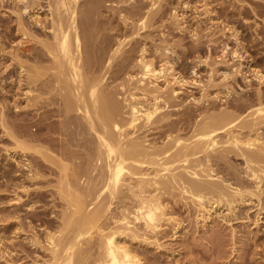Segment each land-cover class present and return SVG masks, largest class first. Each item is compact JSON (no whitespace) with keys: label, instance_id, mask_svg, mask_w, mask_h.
Instances as JSON below:
<instances>
[{"label":"bare ground","instance_id":"6f19581e","mask_svg":"<svg viewBox=\"0 0 264 264\" xmlns=\"http://www.w3.org/2000/svg\"><path fill=\"white\" fill-rule=\"evenodd\" d=\"M15 1L21 3H16L21 14L37 16L32 17L37 27L23 24L17 17L15 20L30 26L27 30L19 24L21 31L30 30L24 31L27 40L36 42L25 49L30 63L21 60L23 83L18 80V84L26 87L24 91L19 89L27 99V107L38 111L29 110L34 119L28 123L29 107H25V118L29 119L21 128H14L19 124L17 120L14 126H6L8 113L5 116L1 111L5 119L1 113L0 126L10 136L13 145L9 147L14 152L9 156L13 160L10 169L5 168L10 177H3L9 180L2 187L6 191L10 188V193L5 191L6 198L25 204L29 214L28 220L22 222L19 207L3 212L0 223L13 228L8 239L0 238V258L8 264H175L181 250L176 253L173 247L177 245L172 247L167 238H177L185 229L181 215L175 216L182 208L193 215V224L204 228V232L212 228L209 224L216 219L220 222H214L215 226L220 227L222 222L221 226L225 224L229 229L234 226L232 220L244 219L248 227L252 224L256 231L264 232V58H252L242 43L239 49L229 50L227 41L221 42L222 46L218 41L223 56L210 60V53L219 48L215 36L208 35L207 41L203 39L207 55L199 56L201 71L195 69L198 63L193 64L188 78L184 71L185 76H176L171 67L170 74L164 71L168 76L162 89L154 82L164 76L163 71L153 69L151 59L168 65L176 41L162 43L161 37L163 45L153 42L155 45L148 50L147 41L139 39L126 49L131 40L121 29L132 28L129 35H139V30L149 28L163 14L167 0ZM212 1L215 0H203L204 13L211 16L215 10L220 23L217 35L231 31L236 38L232 39L239 41L233 27L239 16L240 23L248 29L259 30L248 18L264 16V0H216V8L210 9ZM40 12L45 16L40 17ZM114 17L119 20L117 24ZM207 20L211 22L213 18ZM196 37L199 36L193 38ZM218 37L220 40L223 36ZM194 41L195 47L203 46L199 38L197 44ZM185 86L197 87L198 96L193 92L180 96L179 90ZM118 93L124 102L116 99ZM10 109L7 110L12 114ZM18 109L22 111L19 106ZM48 196L51 201L45 200ZM58 206L61 208L56 212ZM164 224L167 227L163 228ZM213 233L203 236L206 243H200V247L196 237H191L196 243L189 238L191 242L186 241V247L183 242L181 245L195 261L203 259L215 244L222 246L225 253L228 236L225 240L226 235L220 234L225 240L222 243L220 235L218 241L213 237L218 233ZM234 236L233 232L229 239ZM163 239L173 252H167ZM244 240L241 247L249 254L252 245L255 255L260 247L257 245L264 244L261 238L262 242L254 241L258 244ZM214 257L216 260L218 255Z\"/></svg>","mask_w":264,"mask_h":264},{"label":"rangeland","instance_id":"374dc122","mask_svg":"<svg viewBox=\"0 0 264 264\" xmlns=\"http://www.w3.org/2000/svg\"><path fill=\"white\" fill-rule=\"evenodd\" d=\"M10 1V2H9ZM12 1V2H11ZM14 1V2H13ZM142 1H144V2H146V1H149V0H142ZM165 1V0H164ZM163 1V2H164ZM179 1V2H178ZM183 1V2H182ZM3 2V3H2ZM167 2V3H166ZM213 2V1H212ZM214 2H216V0L214 1ZM213 2V4L211 3V5L212 6H209L210 7V9L212 8V9H215L216 7V4ZM18 5H21V3H18V2H16L15 0H0V87H2V88H0V116H1V113H2V117H3V115L5 114V116H6V114H7V119H8V117H9V119L8 120H6L7 122H5L7 125L6 126H8V127H10L11 125L10 124H12V126H14L13 125V121H14V124L17 122V123H19V124H15V126L16 127H14V128H17L18 127V125H19V128H21L22 126H25V124L27 125L28 123H30V121L32 122V120L34 119V118H32V117H30V116H32L30 113L31 112H33L34 110L32 109L31 110V108L29 109L28 107H27V104H25V103H27L26 101H27V99L25 100V95H24V97H23V92H21V91H24V89H26V87L24 86V84H21L20 86L22 87L23 86V88H21V87H19V84L18 83H23V75H22V73H24V72H20L21 71V67H20V65H21V60H23L25 63L27 62V63H30L29 62V59L26 57V54H27V52H28V50H26L25 51V49H26V47L27 46H29L30 44H36V42L35 41H28L27 39V34H25L24 33V31L28 28L29 29V27L30 26H28V27H26V26H24L23 24L25 23H29V25H31L32 23H33V18L35 19V17H37L36 15H32V16H30L31 15V13H30V15H24V14H21V12H20V6H18ZM147 3V2H146ZM148 3H150V2H148ZM165 3V5L163 6V10H164V8H165V10L162 12L163 14H161L159 17H156L155 18V20L153 21V25H151L149 28H147V29H144V30H139V35H135V34H131V35H129L130 33H131V31L133 30L132 28H131V30H129V31H126L125 29H121V31L123 32L124 31V34H125V32H127L125 35H126V38L127 39H130L131 41L130 42H128L127 44H126V49H128V48H130V46H131V44H133L135 41H139V39L141 40V41H147L146 42V46H147V48H148V50L149 49H151L150 47H151V44H153V42L154 43H157V45H158V43L160 44V45H163V44H161V42L163 43V42H166V44H168L169 42H173V43H175V41H176V46H174V48L172 49V50H175V51H173L174 52V54H173V52H172V54L171 55H169V58H170V61L171 62H169V63H167L168 65H169V67L170 68H168V65H166V63L165 64H162V62L163 61H159V59H157V58H153V59H151V63L153 64V66H152V64H151V66H152V68L153 69H156V70H158L159 69V72H160V70H162L163 72V74H161V75H164L163 77H161V78H158L157 80L158 81H155L154 82V84L157 86V87H160V88H164V87H166V85H167V82H165V77H167L168 76V73L165 75L164 74V71L166 72V71H168L169 72V74H170V69H171V67H173V71H172V73H174V74H176V76H178V75H182V74H186V76H185V74H184V76L185 77H188L189 78V76H190V74H189V68H190V66L191 67H193V66H195L198 62H199V56L201 55H207V46H205L206 44H207V42H205L203 39H205L206 37L208 38V35H211V38H213L214 36V38L217 40L216 41V47L217 48H221V46H222V44L223 43H225L226 41V43L228 44V47H230V49L229 50H233V49H239V48H237V47H241L240 45L241 44H239V43H242L243 45H245V48L247 49V54L248 55H251L252 56V58L254 57L255 59H256V57L258 56H261L262 58H264V25L262 26V22L264 23V16L263 17H260V16H255L254 17V15H251L252 17H250V18H248V19H250L249 21H252V23H255L256 25H258L259 26V30H256V31H260V30H262L261 31V33L260 32H257L256 34H255V32L253 31V29L252 30H250L251 28H249L248 29V27H246V26H244V24L243 23H240L241 22V16H239V17H237V19H239L238 21L239 22H233V27L235 28V32L237 33V35H239L238 36V40L239 41H236V40H233V39H236L235 37H233L231 34H230V32H228L227 30H226V34H223V35H221V32H218L219 34L217 35V31H218V29L220 28L219 26V24H218V22L219 21H217L216 20V13H215V10L214 11H212L211 12V14H213V15H211V16H214L215 17V20H214V17H211L210 16V14H208L209 15V17L210 18H213V20H211V22L213 21L214 22V24L212 23L211 24V22H209L208 20H207V18H209L208 17V15L206 14V13H204L205 11H204V9H205V7H204V3H203V0H167V1H165L164 2ZM185 3V4H184ZM200 3V4H199ZM176 4H177V6H176ZM182 4V5H181ZM187 4V5H186ZM192 4V5H191ZM10 5V6H9ZM15 5H17L18 6V8H17V6H15ZM214 5V6H213ZM12 6V7H11ZM179 7V8H178ZM190 7V8H189ZM214 7V8H213ZM15 9V11L13 10V9ZM172 8V9H171ZM181 8V9H180ZM195 9V10H194ZM18 10V11H17ZM202 10V11H201ZM14 11V12H13ZM175 12V14H174V16L175 17H177V19H178V21H177V19L173 16V13ZM178 11V12H177ZM10 12H12L11 14H10ZM18 13V15H16V13ZM171 12V13H170ZM203 12V13H202ZM41 14H40V17H44L45 15V13L43 12H40ZM104 14H108L107 12H104ZM184 14V15H183ZM191 16H190V15ZM11 15V16H10ZM21 15V16H20ZM162 15H165V16H163L162 17ZM193 15V16H192ZM200 15V16H199ZM206 15V16H205ZM20 16V17H19ZM27 16V17H26ZM28 16H29V18H28ZM171 16V17H170ZM18 19H17V18ZM22 17V18H21ZM33 17V18H32ZM160 17H162V19L160 18ZM169 17H170V19H169ZM194 17V18H193ZM260 17V18H259ZM173 18H174V20H173ZM204 20H203V19ZM261 18H263V20L261 19ZM12 19V20H11ZM15 19H17V20H19L20 22L22 21V25L20 24V22L18 23L17 22V20H15ZM25 19V20H24ZM28 19V20H27ZM158 19V20H157ZM160 19V20H159ZM195 19V20H194ZM207 20V22L208 23H206V20ZM234 19H235V17H234ZM6 20V21H5ZM162 20V21H161ZM166 20V21H165ZM176 20V22H174ZM219 20V19H218ZM254 20V21H253ZM261 20V22H259ZM27 21V22H26ZM29 21H31V22H29ZM116 21V22H115ZM117 21H119V20H117V18H115L114 17V23L115 24H117ZM170 21V22H169ZM201 21V22H200ZM256 21H257V23H256ZM15 22V23H14ZM17 22V23H16ZM205 22V23H204ZM14 23V24H13ZM155 23V24H154ZM167 23V24H166ZM177 24V27H176V24ZM196 23V24H195ZM260 25H259V24ZM19 24H20V27H22V26H24V28H26L25 30H23L22 29V31H21V28L19 27ZM26 24V25H27ZM35 23H33V25H31V26H34V27H37L36 26V24L34 25ZM161 24L163 25V26H161ZM175 24V25H174ZM206 24V25H205ZM240 24H241V26H240ZM209 25L210 26H212V27H210V29H209ZM18 26V27H17ZM154 26V27H153ZM157 26H159V27H157ZM198 26V27H197ZM208 26V27H207ZM153 27V28H152ZM162 27V28H161ZM204 27H206V28H204ZM218 29H217V28ZM243 27H246V28H243ZM9 28H11V29H9ZM154 28L156 29V30H154ZM161 28V29H160ZM208 28V29H207ZM241 28V29H240ZM252 28H254V26L252 25ZM7 29V30H6ZM27 29V30H28ZM149 29V30H148ZM184 29V30H183ZM188 29V30H187ZM195 29H199V30H195ZM204 29V30H203ZM216 29V30H215ZM19 30H20V32H19ZM26 30V31H27ZM161 30V31H160ZM193 30H195V31H193ZM204 32H203V31ZM10 31V32H9ZM30 31V30H29ZM29 31H27V32H29ZM157 31V32H156ZM187 31V32H186ZM190 31V32H189ZM22 32V33H21ZM26 32V33H27ZM38 32H39V30H38ZM121 32V33H122ZM153 32V33H152ZM170 32V33H169ZM210 34H209V33ZM241 32V33H240ZM21 33V34H20ZM166 33H167V36H166ZM194 33V35L195 36H199V37H196V38H193V37H195V36H193L192 34ZM196 33V34H195ZM208 33V34H207ZM247 33V34H246ZM154 34V35H153ZM173 34V35H172ZM204 34V35H203ZM206 34V35H205ZM229 34H230V36H229ZM244 34V35H243ZM24 35H26V37H24ZM129 37H128V36ZM134 37H133V36ZM140 35H142V36H140ZM163 35V36H162ZM169 35V36H168ZM12 36V37H11ZM213 36V37H212ZM218 36H223L222 38H220V40H219V37ZM244 36V37H243ZM247 38H246V37ZM2 37V38H1ZM131 37H133L132 39H131ZM137 37V39L135 40V38ZM142 37V38H141ZM144 37H147V38H144ZM149 37V38H148ZM153 37V38H152ZM158 37H160V38H158ZM161 37H162V39L164 40H166L167 38L166 37H168V40H166V41H161ZM165 37V38H164ZM203 37V38H202ZM257 37V38H256ZM170 38V39H169ZM197 38H199V41H204V42H201L202 43V47H198V48H200V49H198L197 47H195V39H196V44L198 43V41H197ZM205 39L206 41L210 38V36H209V38L208 39ZM233 38V39H232ZM248 38H250V40H252L251 38H253L254 39V42H252V41H250ZM8 39V40H7ZM25 39V40H24ZM175 39H177V40H175ZM202 39V40H201ZM12 40V41H11ZM27 40V41H26ZM170 40V41H169ZM183 40V41H182ZM26 41V42H25ZM151 41V42H150ZM161 41V42H160ZM220 42V44H219V42ZM234 41H236V42H234ZM24 42V43H23ZM179 42V44H177ZM221 42H223V43H221ZM21 43V44H20ZM200 43V44H201ZM205 43V44H204ZM237 43V44H236ZM11 44V45H10ZM29 44V45H28ZM38 44V43H37ZM165 44V43H164ZM213 44V45H214ZM221 45V46H219V45ZM3 45V46H2ZM19 45V46H18ZM39 45V44H38ZM37 45V46H38ZM155 44H153L152 46H154ZM180 45V46H179ZM214 45V46H215ZM239 45V46H238ZM254 45V46H253ZM261 46V47H260ZM177 47V48H176ZM205 47V48H204ZM234 47H236V48H234ZM14 50H13V49ZM18 48H19V50H18ZM198 50H197V49ZM202 48V49H201ZM12 49V50H11ZM194 49H196V50H194ZM219 49H217L216 51H214V52H211L210 53V57H209V59L210 60H217V59H220L223 55H220L221 53V49L219 50ZM3 50V51H2ZM9 50V51H8ZM17 50V51H16ZM219 50V51H218ZM2 51V52H1ZM13 51V52H12ZM183 51V52H182ZM195 51V52H194ZM218 51V52H217ZM9 52V53H8ZM187 52V53H186ZM5 53V54H4ZM12 53V54H11ZM26 53V54H25ZM149 53V52H148ZM205 53V54H204ZM10 54V55H9ZM199 54V55H198ZM263 54V55H262ZM16 55H17V57H21V58H17L16 57ZM218 55H220V56H218ZM172 56V57H171ZM194 56V57H193ZM228 56V55H227ZM226 56V59H228L229 57H227ZM3 57V58H2ZM16 57V58H15ZM150 57H152V56H150ZM197 57V58H196ZM215 57V58H214ZM220 57V58H219ZM14 58H15V60H14ZM23 58V59H22ZM28 59V61H27V59ZM148 58H149V56H148ZM185 58V59H184ZM18 59H19V61H20V63H18L19 61H18ZM25 59V60H24ZM195 59H197V60H195ZM247 58L245 57V59H244V62H242L243 64V66H244V68L246 67V65H247V63H246V60ZM6 60V61H5ZM249 60V59H248ZM264 60V59H263ZM17 61V64H13V63H15ZM23 61H22V64H24L23 63ZM242 61V60H241ZM189 62V63H188ZM20 64V65H19ZM190 64V65H189ZM194 64V65H193ZM4 65V66H3ZM12 65V66H11ZM187 65V66H186ZM193 65V66H192ZM162 66V67H161ZM167 66V67H166ZM24 67V66H23ZM161 67V68H160ZM164 67V68H163ZM188 67V68H187ZM201 66L199 65V63H198V65H196L195 66V69L197 70H199V72L201 71ZM164 70H163V69ZM177 68V69H176ZM181 68V69H180ZM184 68L185 69H187V70H184ZM7 69V70H6ZM165 69H167V70H165ZM169 69V70H168ZM3 70V71H2ZM176 70H177V72H176ZM197 70V71H198ZM5 71V72H4ZM183 71H184V73H183ZM185 71H188V72H185ZM156 72V71H155ZM176 72V73H175ZM17 73V74H16ZM19 73V74H18ZM21 73V74H20ZM158 73V72H157ZM161 73V72H160ZM159 73V74H160ZM189 74V75H188ZM21 75V76H20ZM171 76V75H170ZM169 76V77H170ZM18 78V79H17ZM9 80H11V81H9ZM18 80H21L20 82H18ZM151 80H153V79H151ZM7 81V82H6ZM117 81H120V80H117ZM114 83V82H113ZM117 82L115 81V84H116ZM4 87V88H3ZM18 87V88H17ZM21 89V91H20V89ZM188 88V89H187ZM19 89V90H18ZM187 90V91H186ZM192 90V91H191ZM198 88L197 87H192V86H185V87H183V89H180L179 91H181L179 94H180V96H182V95H184V94H192L193 95V93H194V95H196V96H198ZM18 91V92H17ZM184 91V92H183ZM8 92V93H7ZM22 94H21V93ZM183 92V93H182ZM193 92V93H192ZM8 94V95H7ZM119 94V93H118ZM117 94V100L118 101H123L124 102V100H122V97H123V95H121V94H119L118 95ZM16 98H15V97ZM18 97H20V98H18ZM13 98H15L14 100H13ZM5 99V100H4ZM8 99V100H7ZM3 100H4V102H3ZM8 101V102H7ZM19 101V102H18ZM5 103H6V105L7 106H9L8 108H7V106L5 105ZM10 103H12V104H10ZM17 103V104H16ZM21 103V104H20ZM3 104V105H2ZM10 104V105H9ZM16 104V105H15ZM15 106L14 108L13 107H11V106ZM26 105V106H25ZM2 106H3V108H2ZM6 106V107H5ZM17 106V107H16ZM18 106L19 107H21V109H22V111L24 110V108L26 107V108H28V110H26V108H25V110L27 111V114H26V117L28 116V117H30V120H28L27 118H25V111H23V113H24V115H23V113H22V111L21 110H19L18 109ZM6 108V110L7 109H10V110H12L13 112H12V114L10 113V111L9 110H7V112H6V110H4ZM4 111L5 113L3 114V112H1V111ZM15 110H17V112L15 111ZM19 110V111H18ZM29 110H31L30 111V113H28L29 112ZM20 111H21V113H20ZM38 111V110H37ZM36 110L34 111V112H37ZM18 115H17V114ZM20 114V115H19ZM180 114V113H179ZM179 114H177V115H179ZM15 115V116H14ZM18 116V117H17ZM24 116V117H23ZM175 116V115H174ZM173 116V117H174ZM15 117H17V118H15ZM176 117H178V116H176ZM4 118V117H3ZM15 118V119H14ZM19 118L21 119V118H23L22 120H19ZM5 119V118H4ZM25 119H27V120H25ZM0 120H1V118H0ZM12 121V123H11V121ZM17 120V121H16ZM24 120V121H23ZM9 121V122H8ZM16 121V122H15ZM19 121H22L23 122V124H21ZM25 121H27V122H25ZM1 122V121H0ZM25 122V123H24ZM1 124V123H0ZM11 126V127H12ZM4 127V126H3ZM2 126H0V138H2V139H0V147H2V148H0V189H2L3 187L2 186H4V182H6V180H9V179H7V177H10L9 176V173H8V171H9V167H11V163H13V160H12V158H10L9 156L11 155V153L13 154L14 152H11L10 150H12L11 148H12V145H13V143H11L10 141H11V138H9L10 136L9 135H6V133L4 132V128H3ZM31 129V128H30ZM33 129H34V127H33ZM2 130V131H1ZM2 136V137H1ZM9 138V139H8ZM8 140V141H7ZM10 140V141H9ZM12 144V145H11ZM2 145V146H1ZM9 145H10V147H9ZM7 147V149H5ZM3 150H5V151H3ZM6 150H8V151H6ZM16 155V154H15ZM10 158V159H9ZM19 158V157H18ZM10 160V161H9ZM12 160V161H11ZM10 162V163H9ZM9 164V166H7L8 164ZM7 164V165H6ZM7 166V167H6ZM5 168H9V169H5ZM7 171V172H6ZM5 173V174H4ZM7 173V174H6ZM2 175V176H1ZM4 176H7L6 177V179L5 178H3ZM2 178V179H1ZM5 179V180H4ZM8 182V181H7ZM6 182V183H7ZM3 184V185H2ZM2 187V188H1ZM32 187V186H31ZM8 189V188H7ZM11 189H12V187H11ZM2 190H4L3 192H2ZM2 190H0V196H1V194H2V196L0 197V218H1V216L3 217V216H5V214L4 213H6L5 212V209L6 210H8V208L11 210V207H13V206H15V207H13L12 209L14 210V208L15 209H17L18 207V209L17 210H19V212L20 211H22V212H20V213H22L21 214V216H19V218H20V221H22L23 219H25V221L26 220H28L27 219V217H26V215L28 216V212H26L27 211V209H25L26 207V205L24 206V205H22V204H20V202L18 203V202H12V201H9L7 198H8V196H6L5 194V189L3 188ZM9 191H10V188L8 189ZM6 191L7 193H10L9 191ZM50 193H51V191H49ZM48 192V193H49ZM22 195H24V193L22 194ZM4 197V198H3ZM7 197V198H6ZM34 199H37V198H34ZM50 199V200H49ZM45 200H47V201H51V196H50V198H49V196H48V198H46ZM7 201H9L8 203H7ZM47 201H44V203H45V206L46 207H49V205L47 204ZM2 202H4V203H2ZM10 203H12V204H10ZM41 203H43V202H41ZM15 204V205H14ZM16 204H18V205H16ZM47 204V205H46ZM21 205V206H20ZM24 207V208H23ZM59 207L60 206H58L57 208H55L57 211L56 212H58L59 211ZM61 208V207H60ZM40 209H43V208H40ZM39 208H36V210H40ZM246 209V208H245ZM253 209V208H252ZM252 209H250V210H252ZM182 210H183V212H182ZM182 210H180L181 212H177L176 214H175V216H182V217H184V218H181V216H180V219H183L184 220V225L183 226H186L185 227V229L184 228H182L181 230H180V232L178 233V236H177V238H174V239H170L169 237L167 238V241H168V244H170L172 247L173 246H176V247H173V249H176L175 251H176V253H177V251H179V250H181V253L179 254V255H177L176 257L177 258H175L174 257V255H173V258H175L176 260L178 259V261H176V260H174L175 262V264H256V263H258V264H264V253H262V252H264V244H258L257 242H262L261 240H259L260 238L261 239H264V237H262V234L264 235V232H262V233H260L261 231H256V228H254L253 227V225L251 224V225H249V227H248V223H245V220L244 219H241V220H237V219H234V220H232L231 221V224L232 225H234V226H232L231 227V229H229L228 228V226H226L225 224H224V227H225V229H221V228H224L223 226H221V225H223V223L221 222V223H219L220 224V227H218L217 226V224H216V226H215V223L214 222H217L216 220L214 221V222H212V223H210L209 224V227L211 228H209L210 230H205V232H204V228H202V227H198V226H195L196 224H193L194 223V218H193V215H190L189 214V212H188V210H187V212H186V210H184L183 208H182ZM249 210V211H250ZM4 212V213H3ZM26 212V213H25ZM19 213V214H20ZM186 213V214H185ZM24 214V215H23ZM180 214V215H179ZM188 214L190 215V216H188ZM185 215V216H184ZM186 217H189V218H186ZM191 217V218H190ZM240 219V218H239ZM19 220V219H18ZM18 220H17V222H18ZM242 220H243V223H242ZM20 221H19V223H20ZM191 221V222H190ZM237 221V222H236ZM263 221H264V218H263ZM23 222V221H22ZM191 224H190V223ZM218 222H220V221H218ZM217 222V223H218ZM236 222V223H235ZM196 223V222H195ZM214 223V224H213ZM7 223L6 222H3V223H0V238H2V240H3V238H4V240L3 241H5V238H9L11 235H12V233H11V229L13 228V226H12V228L11 227H7V225H6ZM244 224H246V225H244ZM245 226V227H244ZM163 228H165V227H167L165 224H164V226H162ZM193 227V228H192ZM194 227L195 228H197L196 230L194 229ZM218 227V228H220V229H216V228ZM227 227V228H226ZM234 227H236V228H234ZM244 227V228H243ZM251 227V228H250ZM233 228V229H232ZM243 228V230H241ZM249 229V230H251V232H249V234H247L248 233V231L249 230H247V229ZM8 229V230H7ZM213 230V231H212ZM214 230L218 233V234H216V232H214ZM224 230H225V232H224ZM232 230V231H231ZM245 230H247V231H245ZM206 231H207V234H206ZM210 231V232H209ZM222 233H221V232ZM242 231L244 232V233H242ZM214 232V233H213ZM229 232V233H228ZM233 232L235 233V236H234V239H229V237H231V235L233 234ZM246 232V233H245ZM208 233L209 234H216V235H214L213 237L216 239V240H218V241H220L219 239H220V237H221V240L223 239V237H224V239L226 238L227 239V241H228V243H227V241H225L224 239L222 240V243H224L223 241H225L226 243V246H225V244H224V246H225V253H223V251H222V246H217L216 247V244H215V246H213L212 247V250H209V251H206L205 253H204V256H205V258H204V256H203V259H204V261H202L203 259H201V260H197V261H195V260H193V258H194V256L192 257V255H189V254H191V252L189 253V252H186L188 249L187 248H184V246L186 245V241H190L191 242V240L189 239V238H193V239H196V238H198V242L196 241V240H193L192 238V240H193V242H197L198 243V245H199V247H200V243L201 244H203V243H206V239H203V236H208ZM223 233H225L224 235H223ZM231 233V234H230ZM260 233V234H259ZM2 234V235H1ZM11 234V235H10ZM180 234V235H179ZM223 236H221V235ZM244 234V235H243ZM246 234H247V237L248 236H250V237H246ZM253 234V235H252ZM6 235V236H5ZM220 235V237H218ZM230 235V236H229ZM243 235V236H242ZM252 235V236H251ZM170 236V235H169ZM238 236V237H237ZM254 236V237H253ZM171 238H173V236H170ZM180 237V238H179ZM182 237H183V239H182ZM196 237V238H195ZM202 237V238H201ZM257 237V238H256ZM181 239V240H179V239ZM185 238V239H184ZM219 238V239H218ZM250 238V239H249ZM202 239V240H201ZM244 239H247V240H250L249 242H252V244H253V242L254 241H257V242H254V243H257L258 245L257 246H259L260 245V247H263L262 249L259 247V248H257V253H255V255L252 253V250H253V248L255 247L254 245H252L251 243V245L253 246V247H251V245L249 246V244H248V247H251V249L249 250L250 251V254L246 251V250H243V244H244V242L246 243V240H244ZM163 240H165V239H163ZM181 242L180 244H178L179 243V241ZM185 240V241H184ZM201 240V241H200ZM232 240V241H231ZM241 240V241H240ZM7 241V240H6ZM166 240H165V244H166V250H167V252H173V251H171V246H169L166 242H167ZM174 241V242H173ZM175 241H178V243H176ZM240 241V242H239ZM170 242V243H169ZM173 242V243H172ZM182 242H183V245H181L182 244ZM195 242V243H196ZM242 242V243H241ZM172 243V244H171ZM185 243V244H184ZM189 243V242H188ZM187 243V244H188ZM195 243H193V244H195ZM262 243H264V241L262 242ZM164 244V245H165ZM192 244V245H193ZM27 244H25V246H26ZM168 245V246H167ZM179 245V246H178ZM198 245H195V246H198ZM235 245V246H234ZM181 246V247H180ZM242 246V247H241ZM245 246H246V244H245ZM27 247H29L28 245H27ZM31 247V246H30ZM170 248V250L169 249H167V248ZM186 247V246H185ZM234 247V248H233ZM241 247V248H240ZM4 247H2V249H3ZM177 248H179V249H177ZM181 248V249H180ZM196 248H198V247H196ZM30 249H32V247L30 248ZM215 251H214V250ZM219 249V250H218ZM241 249H242V251L243 252H241ZM244 249H245V247H244ZM169 250V251H168ZM199 249H197V251H198ZM235 250V251H234ZM255 250H256V248H255ZM156 251V250H155ZM196 251V253H199V252H197ZM220 251H222V254H223V258L221 257V252ZM261 251V255L260 254H258L259 252ZM215 252V253H214ZM216 252H217V255H218V257H216V260L218 261H216L215 260V257H214V255L215 256H217L216 255ZM246 252V253H245ZM175 253V252H174ZM189 253V254H188ZM193 253H195V252H193ZM243 253H245V254H243ZM186 256H185V255ZM257 254V255H256ZM163 255V254H162ZM183 255V256H182ZM189 255V256H188ZM195 256H197L198 257V255L199 254H194ZM239 255V256H238ZM243 255V257H241ZM246 255V256H245ZM157 256H158V254H157ZM159 256H160V254H159ZM181 256V257H180ZM220 256V257H219ZM226 256V257H225ZM253 257V260H251L252 259V257ZM164 257V256H163ZM184 257H185V259H184ZM225 257V258H224ZM228 257V258H227ZM258 257V258H257ZM260 257V258H259ZM190 258V259H189ZM191 258H192V260H191ZM220 258H221V260H220ZM242 258V259H241ZM249 258V259H248ZM251 258V259H250ZM255 258V259H254ZM2 258H0V264H5L6 262H5V260H1ZM239 259V260H238ZM247 259H248V261L249 262H247ZM258 259V261H256ZM263 259V260H262ZM255 260V261H254ZM262 260V261H261ZM183 261H185V262H183ZM193 261V262H192ZM214 261V262H213ZM241 261V262H240ZM251 261V262H250ZM177 262V263H176ZM182 262V263H181ZM195 262V263H194ZM199 262V263H198ZM201 262V263H200ZM239 262V263H238ZM6 264H8V262L6 263Z\"/></svg>","mask_w":264,"mask_h":264}]
</instances>
